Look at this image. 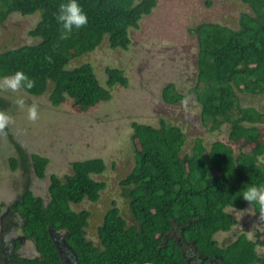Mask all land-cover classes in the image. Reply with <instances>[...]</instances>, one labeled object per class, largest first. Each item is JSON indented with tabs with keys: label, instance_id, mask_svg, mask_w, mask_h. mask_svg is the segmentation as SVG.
<instances>
[{
	"label": "trees",
	"instance_id": "1",
	"mask_svg": "<svg viewBox=\"0 0 264 264\" xmlns=\"http://www.w3.org/2000/svg\"><path fill=\"white\" fill-rule=\"evenodd\" d=\"M234 1L248 8L237 28L203 23L190 31L197 35L198 51L196 80L189 93L200 106L201 123L208 132L228 125L227 142L216 141L207 148L196 139L192 153L183 154L186 135L180 127L164 120L156 128L133 123L134 168L120 182L132 224L113 202L97 228L99 246L86 238L90 212L74 208L100 201L106 184L94 176L105 172L103 160L76 161L72 175L63 179L51 175L47 205L30 184L25 185L14 211L23 221L22 234L35 242L40 254L29 264H61L51 238L56 233L63 234L78 264H183L184 243L192 245L200 260L216 254L226 264H264V255L257 251L264 247V233L257 232L254 240L242 234L223 249L215 240L216 234L236 225L227 209L244 210L250 203L242 198L243 190L264 187V106L255 104V98L264 94V0ZM66 2L0 0V27L15 15L24 19L40 15L27 33L29 43L0 52V79L23 71L34 87L21 91L40 97L50 90L51 107L70 99L73 111L84 114L111 100L116 86L128 87V78L119 68H106L107 86L102 87L90 64L67 67L105 39L111 49L127 50L130 30L138 29L157 1L78 0L88 23L65 34L56 15ZM185 99L172 83L163 89L162 100L169 106ZM9 105L0 96V112ZM3 131L12 141L8 128ZM14 145L27 178L45 179L49 159L38 154L28 158L19 143ZM9 163L14 171L16 160ZM251 205L264 215L258 203Z\"/></svg>",
	"mask_w": 264,
	"mask_h": 264
},
{
	"label": "rangeland",
	"instance_id": "2",
	"mask_svg": "<svg viewBox=\"0 0 264 264\" xmlns=\"http://www.w3.org/2000/svg\"><path fill=\"white\" fill-rule=\"evenodd\" d=\"M156 1V8L140 21L138 29L130 30L131 44L127 50L111 49L105 39L96 50L73 60L68 66V69H74L90 64L102 87L107 86L106 68L123 70L128 87L116 86L108 102H102L88 113L78 114L73 111L70 99L57 108L51 107L48 103L50 90L36 97L20 89L13 92L0 87V96L10 103L1 112L11 117L12 122L7 128L13 137L12 141L7 140L0 130V205L17 200L26 182L30 185L33 182L32 192L45 198L51 175L63 179L72 175L74 162L101 159L106 170L102 175L94 176L106 184L100 201L95 204L84 202L74 208L77 212H90L86 238L99 246L97 228L113 202L126 213L127 223L132 224L121 197L120 182L134 168L133 123L156 128L164 120L180 127L186 135L183 154L192 153L196 139H202L207 148L216 141L227 142L228 125L219 132H208L201 123L200 106L189 93L196 80L198 51L197 35L190 31L203 23L237 28L241 13L247 12L248 8L234 0ZM37 19L40 20L38 13L25 19L16 15L8 19L0 27V52L29 43L27 33ZM170 83L186 96L183 102L172 106L162 100L163 89ZM50 84L52 90L53 84ZM18 100L24 101L23 106L17 103ZM255 104L259 108L264 106V94L255 98ZM33 106L38 112L34 121L28 118V111ZM14 142L21 143L28 158L38 153L49 159L45 179L36 180L33 175L29 179L24 172L10 171L8 158L17 157ZM9 190L13 192L14 200L4 196V191ZM227 211L233 215L236 225L229 233L215 235L219 244L231 243L241 234L254 240L257 232L264 233V216L257 215L250 203L244 210L229 208ZM257 251L264 255L261 248ZM192 264H198V260L192 259Z\"/></svg>",
	"mask_w": 264,
	"mask_h": 264
},
{
	"label": "flooded vegetation",
	"instance_id": "3",
	"mask_svg": "<svg viewBox=\"0 0 264 264\" xmlns=\"http://www.w3.org/2000/svg\"><path fill=\"white\" fill-rule=\"evenodd\" d=\"M67 69H68V67H67ZM94 108H92V109H94ZM92 109L88 110L87 113L89 111H91ZM6 138H7V140L10 141V138H8L7 136H6ZM11 138L13 139L12 135H11ZM19 144L21 145L20 142H19ZM15 153L17 154L16 159L14 157H11V158H14L17 162L16 169L13 171L10 163H9V169L11 172H13L15 174L16 173H22V172L25 173L26 170H25V168L22 167L23 159L18 154V152L16 151V148H15ZM34 154H38V153H34ZM38 155H40V154H38ZM11 158L10 157L8 158L9 159L8 162H10ZM27 184H28V182L25 183V185H27ZM31 185H32V187H31ZM31 185H30L31 188H33L35 186V184L33 182ZM49 186H50V184H48L47 193H46L45 198L40 197L43 199L45 205H47L49 203V193H48ZM12 193L10 190L4 191V196L7 197V199H9V200H11V199L14 200L15 197L12 195ZM21 194H20V196H21ZM20 196H19V198H17V200L12 201L11 204L7 205L6 202H4V204L0 205V264H27V263L29 264V262L34 261L40 257V254L36 248L35 242L32 239H27L22 234L21 225H22L23 221H22V219L19 218L18 214L14 211V206L18 203L19 199L21 198ZM254 212H255V210H254ZM257 215H259V214H257ZM261 216H264V215H261ZM229 232H222V233H229ZM260 233H262V232H260ZM238 236H240V235H238ZM51 238H52V240H53V242H54V244H55V246H56V248L60 254L61 264H78V262L73 257V252H72L71 247L65 243V240L63 238L62 233L53 234V235H51ZM236 238L233 241H235ZM215 240H216V238H215ZM217 243H218V247L220 249L226 248L227 245L230 244V243H227V244L224 243V245H222V244H219L221 242H218V241H217ZM259 248L264 250V247H259ZM183 250H184V256L186 258V262L183 264H192V259L198 260V264H226L223 261V259L216 254L213 255L212 257L206 256L205 258H201V260H200V257H198L196 250L192 247V245H189V244L184 243L183 244Z\"/></svg>",
	"mask_w": 264,
	"mask_h": 264
},
{
	"label": "clouds",
	"instance_id": "4",
	"mask_svg": "<svg viewBox=\"0 0 264 264\" xmlns=\"http://www.w3.org/2000/svg\"><path fill=\"white\" fill-rule=\"evenodd\" d=\"M56 20L64 30V33L67 34L72 32L74 28L80 29L86 26L88 23V16L83 11L78 0H67L66 3L60 5ZM0 87L16 92L22 88L32 89L34 87V81L23 71H17L11 76H4L0 79ZM17 103L23 106L24 101L18 100ZM37 117V108L33 106L28 111V118L34 121ZM11 122L10 116L4 112H0V130H4ZM242 198L251 204L258 203L261 209L264 210V187H258L256 185L249 186L243 190Z\"/></svg>",
	"mask_w": 264,
	"mask_h": 264
},
{
	"label": "water",
	"instance_id": "5",
	"mask_svg": "<svg viewBox=\"0 0 264 264\" xmlns=\"http://www.w3.org/2000/svg\"><path fill=\"white\" fill-rule=\"evenodd\" d=\"M73 257H74V259L77 261V257H76V255H75V254H73Z\"/></svg>",
	"mask_w": 264,
	"mask_h": 264
}]
</instances>
